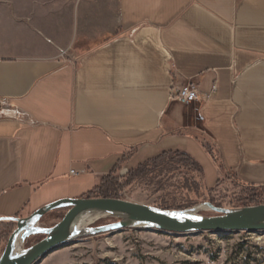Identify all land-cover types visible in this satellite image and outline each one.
<instances>
[{
	"label": "crops",
	"instance_id": "0c3cea01",
	"mask_svg": "<svg viewBox=\"0 0 264 264\" xmlns=\"http://www.w3.org/2000/svg\"><path fill=\"white\" fill-rule=\"evenodd\" d=\"M191 82L201 101L172 100ZM1 100L0 219L87 198L126 156L264 193V0L0 3Z\"/></svg>",
	"mask_w": 264,
	"mask_h": 264
},
{
	"label": "rangeland",
	"instance_id": "374dc122",
	"mask_svg": "<svg viewBox=\"0 0 264 264\" xmlns=\"http://www.w3.org/2000/svg\"><path fill=\"white\" fill-rule=\"evenodd\" d=\"M14 1L0 0V3ZM176 159L177 165L168 162L160 172L147 176L139 167L124 168L125 163L122 164L114 172L113 180L117 179L118 183L116 199L153 208H171L176 212L206 203L234 211L264 202L263 190L241 186L233 179L224 178L215 187L206 188L193 167L181 158ZM67 211L68 207H63L46 214L36 228L54 227ZM194 213L203 218L217 216L209 208ZM121 220L120 216L104 215L87 228L91 230ZM14 229L0 226V255L9 238L4 239L7 232L11 235ZM43 238L42 234L28 237L20 245L21 250H27ZM39 264H264V233L174 235L143 224L129 225L120 231L79 236Z\"/></svg>",
	"mask_w": 264,
	"mask_h": 264
},
{
	"label": "water",
	"instance_id": "95a60500",
	"mask_svg": "<svg viewBox=\"0 0 264 264\" xmlns=\"http://www.w3.org/2000/svg\"><path fill=\"white\" fill-rule=\"evenodd\" d=\"M204 206L217 213V216L188 217L180 212L153 208L116 198H82L57 201L42 207L26 218L3 219L12 220L15 229L9 236L0 255V264H39L53 251L72 243L77 238L70 233L71 225L80 214L87 212L120 216L122 220L88 230L85 235L120 231L133 223L143 224L152 230L174 235L264 233V204L234 211H225L209 203L204 204ZM63 207H68V211L58 224L47 230L36 228V224L42 217ZM37 234L44 235V238L27 250L19 254L15 253L16 244L21 245L28 237Z\"/></svg>",
	"mask_w": 264,
	"mask_h": 264
},
{
	"label": "trees",
	"instance_id": "16d2710c",
	"mask_svg": "<svg viewBox=\"0 0 264 264\" xmlns=\"http://www.w3.org/2000/svg\"><path fill=\"white\" fill-rule=\"evenodd\" d=\"M128 158L129 157L126 156L112 171V174L104 178L101 181V183L98 185V187L94 190V192L90 193L87 196V198H118L116 194L117 192L116 186H118V183H117V179L113 180L114 172L120 169L121 165L124 164ZM176 158H181L186 163H188L191 167L195 169V171L198 173V175L201 178V168L187 154L182 153V152L163 154L154 160L147 161L146 163L140 165L139 170L141 171V173H143V175H146V176L151 175L154 172H160L168 162L171 164L177 165ZM120 187L122 188V185H120ZM261 204H264V202ZM160 209L171 210V208H160ZM0 226H5L7 229H10L12 227H15V224L12 220L0 219ZM8 233L9 232H7V237L4 238L6 240L8 236H10V233L9 234Z\"/></svg>",
	"mask_w": 264,
	"mask_h": 264
},
{
	"label": "bare ground",
	"instance_id": "6f19581e",
	"mask_svg": "<svg viewBox=\"0 0 264 264\" xmlns=\"http://www.w3.org/2000/svg\"><path fill=\"white\" fill-rule=\"evenodd\" d=\"M206 206L204 205H199V206H195L194 208L187 210V211H180V213L184 216H188V217H197V215H195L194 212H196L197 210H206ZM104 217V214H100L97 212H87V213H82L80 214L72 223L71 228H70V233L72 236L78 237V236H82L85 235L88 232V225H90L91 223H93L94 221L98 220L99 218ZM132 225H141V224H131ZM21 247L20 244H16V249H15V253L19 254L21 253Z\"/></svg>",
	"mask_w": 264,
	"mask_h": 264
},
{
	"label": "built area",
	"instance_id": "2783aa9c",
	"mask_svg": "<svg viewBox=\"0 0 264 264\" xmlns=\"http://www.w3.org/2000/svg\"><path fill=\"white\" fill-rule=\"evenodd\" d=\"M215 91H216V87L213 86L211 93L208 96H206L207 99L212 97ZM171 98L172 100L177 101L181 104L189 105V104H193V103H197L201 101L202 95L200 94L197 85L191 82V83H188L186 85H183L181 87L174 89V91L172 92ZM0 105L1 106L6 105V101L1 100ZM197 118L200 121L203 120V117L200 114L197 115ZM71 174L75 175L74 172H71Z\"/></svg>",
	"mask_w": 264,
	"mask_h": 264
}]
</instances>
